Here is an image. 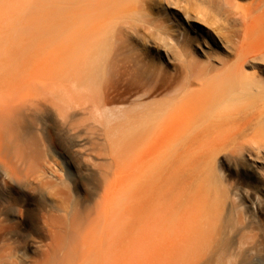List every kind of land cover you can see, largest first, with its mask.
Instances as JSON below:
<instances>
[{"label": "bare ground", "instance_id": "1", "mask_svg": "<svg viewBox=\"0 0 264 264\" xmlns=\"http://www.w3.org/2000/svg\"><path fill=\"white\" fill-rule=\"evenodd\" d=\"M13 5L19 35L64 38L65 49L46 53L25 39L0 38V229L17 213L6 192L21 188L22 175L45 183L58 176L37 150L40 141L22 137L52 113L77 139L104 136L98 149L106 159L100 165L104 194L86 229H101L109 241L104 226L110 220L126 226L127 234L114 227L127 235V243L117 244H127L121 249L127 264H264V221L258 216L264 195L198 163L227 152L264 171V47L252 38V6L240 14L243 38H233L206 26L207 13L193 0H13ZM141 40L146 48H134ZM149 50L161 54L162 64H154ZM171 61L180 71L167 70ZM127 94L135 96L129 108L109 107ZM249 142L259 154L254 159L247 154ZM128 151L148 154L140 155L142 163L135 154L142 166L130 175V189L120 193L113 180ZM184 155L190 156L187 167L181 164ZM45 199L41 194L45 224L76 231V198L63 197L54 206ZM104 238L97 242L103 245ZM113 241L104 244L108 252L118 248ZM73 253L63 254L66 262L59 263L70 262ZM109 253L107 261L105 252L95 260L91 254L95 262L89 261L120 262L115 258L121 254L110 253L115 257L110 262Z\"/></svg>", "mask_w": 264, "mask_h": 264}, {"label": "rangeland", "instance_id": "2", "mask_svg": "<svg viewBox=\"0 0 264 264\" xmlns=\"http://www.w3.org/2000/svg\"><path fill=\"white\" fill-rule=\"evenodd\" d=\"M193 1L195 2V6L198 5L199 7H201L200 8L201 11L203 9V11L207 13L205 17L206 21L203 22V20H201L203 23L210 22L209 25L205 24L206 26H209L210 29H212L213 31L215 30L217 32L222 31L221 33H225V34L229 32L230 34L228 35H231V37L233 38H243L242 34L244 33V29H245L243 28L244 19L240 18L241 17L240 14H243L244 11L245 13H247V11H249V7L252 6V8L250 9V11H253L251 13L254 16V21L253 20H252L253 22L250 21L251 28L253 29L252 38L254 37L256 42L258 39V43L256 44L260 47H264V43H263L264 41L260 43L262 40H264V0H235V1L232 0L231 1L232 3L230 4L222 2L213 6L209 3L208 0H193ZM7 3L8 0H0V38L2 40L4 39L11 40L13 38L12 40L20 39L21 41H24L23 39H25L24 42L27 43L29 42L28 44L32 45V47L35 46L36 50L38 51H42L43 49V51L45 50L46 53H50V52L52 54L64 53V49H65L63 48L64 46L63 44H65L64 38H50L43 36H41L42 38L40 36H37L38 38H36V36L34 35H32L31 37H29V35L25 37L19 35V32L16 31L14 24L15 17L13 13L15 12L13 9L14 8L13 0H10L9 4ZM234 14H238L239 16ZM242 19L243 21H240ZM216 27L218 28L216 29ZM218 29H220L221 31ZM231 31L233 33H231ZM167 39L171 41V38H167ZM137 42L138 41L134 42V48L140 50L146 48L145 47L146 43L144 40H141L138 43ZM173 42L174 41H171V43ZM172 45L175 46L176 44L173 43ZM43 46H45V48ZM149 53H150L149 58L154 62V64L156 65H159L160 63L162 64L161 60H159L161 59V54H157V52L154 50L152 51L149 50ZM171 62L172 63L167 64L168 65L167 70L171 73L180 71L179 63L176 61H171ZM163 94L164 93L158 94L155 100L161 99L163 97ZM134 99L135 96L133 95H129V94L122 95L115 97L114 101H112L108 105L110 108L113 107L115 108L123 107L122 109L129 108L130 107L129 104H131ZM248 133L252 134V131H249ZM22 134H23L22 137L23 138L25 137V139L27 140L30 138H31L30 140H32V136H33V139L38 140V142L40 141L37 150L43 152L44 155L43 157L47 156L46 157L48 159L47 161L52 164L53 168L57 171L58 176L53 179L47 177L48 182H46L47 183L46 184L45 180L47 181V179L42 180L40 178L41 180L39 181V178L38 180H36L37 178L35 176L25 175L26 177L24 178V175H22L21 179L22 178L23 179L21 181L22 182L21 188L15 189L14 191L11 190L9 192H6L7 196L10 199V202L16 206L17 213L14 217H11L6 223L3 224V226L7 225V227L5 226L3 228L2 226L0 229V264H56L57 262H58L57 264H61V262L67 259V257H65L66 259L63 258V256H65L63 254H66L67 252L69 254L73 253V251L71 252V250H73L75 247H76L75 253L77 254L73 253L72 256H70V258L72 257L71 260L68 258L69 259L68 261L70 262H67V264L68 263L72 264V262L74 260L76 261V259H79L76 261V264H80L81 262H82L81 264H86L83 263V260L86 259H88V263L91 262L94 264L95 262L94 260L97 255L101 256V254L102 253L104 254L105 252L106 256L104 257L106 258L107 253L110 252V251L108 252L104 247L106 241H107L106 243H108L109 241L111 242L114 240L111 244L113 243L115 244V240L119 236L120 238L119 240H117V243L115 244L116 246H118L117 244L120 240L121 242L123 241L122 243H127V235H126L127 233L125 232L126 226L124 227L121 224V222L119 224L122 225L121 227H124V232L126 234L122 231L123 229L120 230L123 234L121 232H116L117 229L115 227L117 226H115L116 225L115 222L118 221L117 219L116 221L113 218L112 219L113 221L110 220L107 223V226H104L106 231L104 228H102L104 229L102 231H105V234L107 233L108 234L107 237L109 236L110 239L108 241L107 240L108 238L102 235L103 238L105 237L103 240L106 239L103 242L104 243L103 245L101 243L102 239L100 242H97L98 237L99 239L102 238L100 234L102 233L100 231L101 229L95 231V233L94 230L86 229L89 221H91L92 218L94 219L93 216H96V214L94 213V211L97 209L96 205H98V200L101 199L104 194L103 192L104 183L102 182L103 180L100 173L101 172L100 165L106 162V159L105 157L98 155V151H99L98 149H100L102 147L101 145L104 143V138H103L104 136L98 134L100 136L99 137L97 134H94V136L97 135L98 137L97 136L94 137L93 135H91L92 137H89L90 135L86 137L85 135L82 136L81 140L77 139L76 137H74L73 133H71V131L62 123V121H60L52 113L48 114L47 116L45 115L41 118V122L39 123V129H33V131L31 132L22 131ZM250 140L252 141V139ZM44 145L48 147L47 148L48 150L46 149V153L48 152L47 155L44 154L45 153V148L43 149ZM252 145L253 144L251 143L248 145L249 147L247 152L249 153L247 154L254 159L258 157L259 154L256 149L253 150L254 146ZM144 153L145 155L134 153L133 156V152L128 151L124 154V158L120 159L119 162L120 165L119 168L117 169L118 172L117 176L114 175L115 179L114 176L112 175L113 176L112 179H114L113 181L115 184L113 190L117 189L114 191L125 193L126 190L130 189L129 188L131 185L129 182L131 181L130 175L133 172L137 171V168L139 169L142 166V164H139L140 162H138L140 160L138 159V157L140 158L141 157L140 155L147 156L146 154H148V152H144ZM166 153H168V151H164L163 155L165 156ZM135 154L138 157H136ZM186 155H184L185 158L181 156V159L184 158L183 160H181L182 161L181 164L186 165L185 167H187V165L189 164V157H190ZM135 158H137V160ZM142 158L143 157H141L140 160L141 163H142ZM198 163L202 166H207V167L213 166L212 169L214 168L213 170L215 171L217 170L216 171L217 173L218 171H221L223 179L226 180L228 183H233L234 185H239V186H242L244 184L251 185L255 189L257 188L258 193L260 192V194L264 195V171H260L256 169V167H254L251 160L245 161L241 159L239 156L232 155L227 152H222L218 154L216 158H213V160L212 158H210L209 160L200 159ZM176 165L178 166V164ZM113 170L115 169L113 168ZM183 176H179L178 180L184 179ZM222 176L220 175L219 178H222ZM44 183L46 186H44ZM40 193L45 196L46 203L50 206L60 204L62 202L63 197L66 199L76 198V207H77L76 220L77 223L79 224V226L77 225L78 228L76 227L77 228L76 231L75 230L70 231L65 229H62V231H55L50 226L48 227V225L45 224L43 219V214L46 213V210H42L39 205L40 204L39 199L41 198ZM14 201L17 204H15ZM261 213H258V216L260 219L264 221V210ZM89 215L92 217H90ZM125 224L126 223H124V225ZM121 227L119 226L117 228L121 229ZM113 229L117 234L120 233V235L116 234L117 237H115L114 239L113 236L116 235H114L115 232L113 231ZM102 234H104V232ZM121 235H124L126 237L122 236L123 237L122 238ZM69 242L72 243V246L69 245L70 244ZM122 243H119V245L121 246L120 248L118 246L119 249L118 248L112 249L110 247V249H112V252L110 253L115 254L114 256H116V253L117 255H120L121 252L123 251L121 249H123L125 245H126L125 248H127V244L123 246ZM68 245L70 246V249ZM101 245L104 247L105 250L101 248ZM99 246L101 249H103L102 253ZM105 246L107 248L108 244H105ZM59 247H61V249L63 247L65 251H63L62 249V251L59 252L60 250ZM96 248L97 250L98 248L100 250V253H98L97 255H95L97 253ZM68 249L70 250V252ZM110 249L108 248V250ZM115 249H118L120 251H117ZM124 251L123 253L126 254L127 252L126 249H124ZM93 252L96 253L93 254ZM91 254L94 255L93 256L94 260H92L93 257L91 256ZM112 254L108 256L110 262L112 260L110 258L113 256ZM75 255H77L78 257ZM88 255L91 256V259H89L90 256ZM74 256L75 259L73 260ZM83 256L84 257L87 256V258L85 257V259H83ZM114 256L113 258H115ZM125 256L127 258V255ZM125 256L121 254V257L124 258L123 260L125 263L124 262L121 263V261H123L121 260L122 259L121 257H119L120 259L115 258L117 260H120V262L117 261L118 263H116V260H114V263H110L109 261L108 263L127 264V259H125ZM61 257L64 260H62ZM60 260L62 261L59 263ZM89 260H92L94 262ZM97 262L98 261H96V264L99 263ZM100 264L102 263L100 262Z\"/></svg>", "mask_w": 264, "mask_h": 264}]
</instances>
